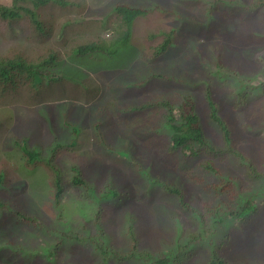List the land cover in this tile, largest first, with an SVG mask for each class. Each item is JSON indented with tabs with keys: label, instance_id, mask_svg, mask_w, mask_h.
<instances>
[{
	"label": "rangeland",
	"instance_id": "rangeland-1",
	"mask_svg": "<svg viewBox=\"0 0 264 264\" xmlns=\"http://www.w3.org/2000/svg\"><path fill=\"white\" fill-rule=\"evenodd\" d=\"M68 1L71 6L65 9L52 8L55 16L58 15L61 19L48 20L46 17L43 22V31H38L36 25L33 24L32 27L24 20L17 23L14 31L4 29L2 35L5 36L0 35V51L17 53L19 49L18 54L21 57L30 59L34 56L32 61L39 63L53 54L46 50L54 48L61 58V51H69L70 46L79 44L81 41L96 40L97 36L109 39L111 31L104 29L109 28L106 23L108 20L113 24L115 15L111 10L115 3H127L132 6H139L143 3L148 9V15L136 19L129 36V44L118 48L115 56L97 55L94 57L96 59L83 58L80 61L74 57L70 60L65 52L64 62L56 61V65L58 63L59 68H69L71 63V67L70 71L63 72L61 69L62 73L57 77L60 78L59 81H61V76H67L60 83L58 81L44 84L38 74L29 85L22 82L28 93L22 90L20 93L12 94L7 86L10 94H1L0 87V172H2L3 180L0 184V242L5 239L6 243H9V237L12 244H18L15 246L18 249L21 247L19 245L24 243L33 250L32 256L28 257L26 253L22 254L11 249L7 251V246L0 245V264H54L56 261H62L61 254L64 251L66 261L62 264H92L93 262L94 264H106L102 261V255H97L103 239L99 234L103 233L104 236L110 237L109 249L126 250L131 244V240L126 236L128 212L135 214L138 219V225L135 226L137 238L141 248L146 250L152 249L153 251L174 246L176 233L172 217H180L184 220L187 231L192 230V214L179 204L177 195L165 191L163 187L164 184L175 187L180 190L183 200L190 205L195 203L193 199L197 193L193 189L194 182L186 170L197 168L198 162L192 157L185 159L178 151L168 150L165 140L164 147L163 136L167 139L164 133L162 136L146 129L151 124L157 125L156 120L151 118L152 115H149L146 109L137 111L131 105L149 95V92H159L158 94L176 101L175 99H180L184 91H192V95L197 96L195 104L200 113L202 112L201 121L206 133L216 142L217 129L209 118L208 103L203 95L204 89L200 84L184 82L186 75L198 76L200 80L202 76L206 79L204 87L206 83L211 87L212 98L220 104L222 115L228 124H234L237 128L232 117H227V104L223 101L224 98L227 101L225 97L227 91L233 89L231 82L228 81L227 85L225 82L219 84V81L214 78V75L226 74L227 70L219 64L223 74H220L219 69L213 72L214 75L208 74L205 70L201 71L196 67V62H193L194 59L190 54H192V43H206L208 46L204 47V54L207 58L211 57L213 60V56L219 54L226 67L236 69L230 72L231 74L234 75L241 71L244 73L246 63L249 61L243 60L245 30L239 26L240 18L224 14V10L218 8L215 18L207 26L197 25L195 22L191 24L189 19L184 20L182 26L178 24L181 20L179 13L185 14L182 15V19H186L189 16L188 10L195 19L204 20L208 1L213 4L214 0ZM220 1L240 8L238 0ZM163 8L166 11H163ZM162 15H166V18ZM63 17L68 19V24L63 22ZM166 19L167 31H171L169 33L159 29L160 26H166ZM247 24L253 31L264 30V16H261L260 23L249 21ZM174 27L178 33L176 32L173 37L171 29ZM25 36H28L27 41ZM223 38L225 40L234 38L236 43L234 42L233 45L229 42L231 47L226 46L220 50L221 53L216 52V49L211 53L209 42L223 43ZM169 40L172 47L168 48L164 55H157L154 59L148 60L139 53L144 48L153 50L154 47ZM39 46L42 51L39 50ZM30 47H34L36 52L31 51ZM250 50L255 49L246 50L247 57L251 58L255 54L256 61L261 63L264 61L257 50ZM196 52L203 53V49L198 46ZM215 63H219L217 59ZM36 71L38 72V69ZM151 72H156L157 75L151 77L146 83L141 82ZM33 86L39 87V90L35 91ZM62 115L82 122L77 124L80 131L75 146L72 149H61L54 159L55 164L61 170L63 168V174L65 173L67 180L73 173V178L82 179L80 175L82 173L94 185L105 187L108 183L122 192H130V186L138 187L143 183L140 170L147 168L162 183L153 185L151 189L141 187L147 191L145 195L141 193L143 191L140 187L136 188L139 197L136 201L131 198V193L130 196L125 193L121 197L117 195V198L120 197V202L126 201L121 205H115L116 202L111 200L106 205L100 222L97 223H91V217L90 222H87L89 220L86 218L93 209L95 217H98L102 203L109 199L108 197L92 201L90 199V203L83 205L82 202L74 200L73 196L65 192L64 201L59 199V203L55 204L54 195L57 184H63L64 190H67L70 181L65 182L59 176L60 182L57 183L56 174L45 162H39L38 165L27 164L24 155L21 151L19 152L13 142L14 139L20 140V137H25L30 146L41 151V156L50 154L52 148L58 143L57 139L68 142L73 137L71 129L62 126ZM51 116L54 118L52 121H50ZM52 129L57 130L59 137L53 135ZM102 132L108 146L107 150L102 149L97 140V136L99 133L102 135ZM234 139L237 140L238 137ZM243 144L246 150L256 158V146L246 141H243ZM135 145L138 147L135 155L137 166L127 161L123 153L125 152L123 148L133 150ZM85 159L84 164L80 163ZM104 168H106V173H102ZM86 190L94 193L93 186L88 185ZM109 195L114 196L115 193ZM84 207L87 209L84 210ZM15 210L34 215L37 219L44 221L49 230L58 225L57 218L62 216L64 222L61 229L64 231L58 232V241L49 244L39 243V238L49 235L47 231L45 235H35L41 233L39 229H33L34 238L28 233L24 240L23 222L14 214ZM68 223L70 225L67 228ZM83 223L86 226L84 229L81 228ZM263 227V219L254 222L243 237L233 239L228 245L221 246L219 254L227 260L228 264H264ZM71 231L73 233H70ZM74 233L79 236H92V241L89 243L91 250L81 246L78 242L67 239V234ZM30 237L32 241L29 240ZM182 241L183 238L177 245ZM45 249L57 251V258L49 260L45 258ZM2 250H5L3 254ZM102 252H108L107 258L112 259L106 247ZM205 252L208 251L202 248L199 253L196 252L198 253L196 256V253H191L190 255L195 257L193 261L192 258L188 261L190 257L188 252H183L178 256L180 260H177V264H184L181 263L182 261H186L185 264H198L204 258ZM21 257H26L30 262H24ZM113 261L107 264H115Z\"/></svg>",
	"mask_w": 264,
	"mask_h": 264
},
{
	"label": "trees",
	"instance_id": "trees-1",
	"mask_svg": "<svg viewBox=\"0 0 264 264\" xmlns=\"http://www.w3.org/2000/svg\"><path fill=\"white\" fill-rule=\"evenodd\" d=\"M238 1V7L240 8L232 7L220 0H214L213 4L208 1V8L205 12L204 20L195 19L190 15V11L188 10L189 16L186 17V19H182V15L185 14L179 13L181 20L178 22V24H181L180 26H182L185 22L184 20L189 19L191 24L195 22L197 25L207 26L215 18L218 8H222L224 14H230L233 17L240 18L241 22L239 23V26L245 30L243 38L245 47L242 49L244 52L243 60L249 61L246 63L247 65L244 68V73L241 71L240 73L236 72L234 75L231 74L230 72L236 71V69L226 67L219 54L214 55L213 60H211V57L207 58L206 54H204V47L208 46L206 43H192V54H190V56H192L191 58L194 59L193 62H196V67L200 68L201 71L205 70L208 74L214 75L213 72L219 69V71H221L220 74H223L224 72H222L221 67L218 66L219 64L227 70V72H225L226 74L219 76L214 75L215 77H213L219 81V84L225 82L227 85L228 81L231 82L233 89L229 92L226 90L227 94L225 97L227 101L225 98L223 101L227 104V117H232L237 128L234 124H228L227 120L222 115L220 104H218L217 101L215 102L212 98L211 87L207 83L206 87H204L206 79L202 78V76L200 80L197 78L198 76L190 75L189 77L186 75L184 82L186 84H200L204 89L203 95L208 103L209 118L216 126L217 132L219 133L216 132V142L212 140V136L210 137V135H207L201 121L202 112L200 113L195 104L197 96L192 95V91L190 90L184 91L181 94V98L175 99L176 101H172V99L164 97L162 94H158L159 92H149V95L139 101H135L131 105L133 106V109L137 111L146 109L148 114L152 115L151 118L156 120L157 125L153 126L150 123L151 126L146 129L152 130L153 134L162 135V133H164V135L167 136L166 139L162 135L164 147L166 144L168 150H172L173 152L178 151L186 158L192 157V159H197V168L186 170L194 182L193 189H195V193H197L193 199V201H196L195 203L190 205L183 200L182 194L177 188L168 186L167 184H164L163 187L165 191L177 195L179 204L192 214V230L190 229L187 231L185 222L184 220H181L180 217H172L174 232L176 233V243L174 246L172 248L169 246L158 248L153 251L152 249L146 250L141 248L137 238L138 234L135 226L138 225V219L135 214L133 215L128 212L126 236L131 240V244L126 250L118 249L117 251L110 252L108 247L111 244V239L109 236L103 235L100 244L103 249L105 247L107 248L112 257V259L109 260L107 258L108 252L98 250L97 255H102V261L104 263L106 262L107 264L109 261L114 260L113 263L115 262V264H177V260H180L178 259V256L183 252H188L190 255L193 252L194 254L196 252L199 253V250L201 251L202 248H205L208 252L204 253V258L200 260L198 264H228L227 260L219 254L221 246L228 245L233 239L235 240L243 237L254 222H257L259 219L264 220V61L262 63L256 61L255 54L251 58L247 57L245 54L246 50L255 49L250 51L257 50L259 56L264 58V30L259 29L260 31H253L251 30L250 25L247 24L249 21L260 23L261 16H264V0ZM70 4L71 3L68 0H0V35H2L4 29L14 31L13 29L16 28L17 23L23 20L26 23L28 22L32 27L33 24L36 25L38 31H43V22L46 17L48 20L56 19L57 21L61 19L58 15L55 16L52 8L58 7L60 9H65V7L71 6ZM140 4L141 5L139 6H132L127 3H115L111 10L115 15L113 24L108 20L106 23L109 28L104 29L106 31H111L109 39L107 40V38L101 36H97L96 40H90L87 38L89 40L86 42L81 41L79 44L70 46L68 49L69 51H61L62 56L60 60L64 62L65 52L70 60L74 57L76 60L80 61L83 58L96 59L94 57H97V55H106L108 57L115 56L118 48L129 44V36L136 19L140 16L148 15V9L144 7L143 3ZM158 8H160V6ZM163 11L166 10L163 8ZM162 16L166 18V15ZM211 16H213V18H211ZM62 20L65 24H68L67 18L63 17ZM246 21L248 22L245 23ZM160 22H162V20ZM223 24L225 25V22H223ZM165 25L166 26H160L159 29L167 31V19ZM171 30H173L171 36L173 35L174 37L176 32L178 33V30L175 27ZM169 31L166 33H169ZM47 34L48 33H46V35ZM3 36L5 35L3 34L2 37ZM25 38L27 41L28 36H25ZM223 39V43H220V41L209 42L211 53L215 49L216 52L221 53L220 50H223L226 46L231 47L230 43L233 45L234 42L236 43V39L234 38ZM171 44L170 40L165 41V43L160 46L158 45L157 47H154L153 50H147L144 48L142 51L140 50L139 53L143 58L151 60L157 55H164L168 48L172 47L170 46ZM255 44H257V46ZM198 46L203 49V53L196 52ZM30 49L31 51L33 50L36 52L34 47H30ZM39 50L42 51L40 46ZM18 51L17 53H11L10 51H4V53L0 51L1 94H10L7 90V86H9L12 94L20 93L22 90L28 93L23 84L29 85L39 73L42 77L41 80L47 77V71L52 70L55 62L54 54L56 57L59 56L54 48H49L46 51H50L53 54L42 59L39 63H34L32 61L34 56L25 60L18 54ZM216 59L219 62L218 64L215 63ZM259 63H261V65ZM69 68L61 67L60 70L70 71ZM36 69H38L39 73ZM156 75V72H151L148 76L144 77L141 82L146 83L151 77H155ZM33 88L35 91L39 90V87L33 86ZM170 101L172 103H170ZM240 105L244 106L240 107ZM63 111L64 116H66L65 110ZM64 116H62L61 120L63 127L68 125V118ZM52 119H54L53 116H51V120ZM52 130L53 135L57 136V130ZM77 132L78 130L74 128V134ZM235 137H238V139L235 140ZM97 140L100 147L107 150L108 146L105 141L99 139V137ZM164 140L166 142L165 144ZM243 141L256 146V158L246 150ZM56 142H58L57 145L53 147L50 154L47 153L46 156H41V151L30 146L25 137H20V140L14 139L13 142V144L18 147L19 152L21 151V154L24 155L27 164L38 165L39 162H45L56 174L57 183L60 182V177L63 178L65 182H68V180L73 181L74 184L72 185L69 183V189L67 190H64L63 184H57L58 187L56 188L57 190L55 193V204L59 203V199H63L64 201L65 198L63 197V194L68 192L70 196H73L74 200L82 202L83 205L90 203L94 199L102 198V196H105L106 198L108 197L109 199L107 200H114L116 202L115 205H119L123 201H119V198L123 193L129 196L131 193V198L136 201V199L139 198L137 194L138 189L136 188L144 187V189H151L153 185H159L162 183L156 176H153L147 168H142L140 170L143 183L138 187L130 186V192H122L108 183L105 188L94 185L89 182L87 177L82 173H80L82 179H78V177L73 178V173L67 180L64 175L65 173L63 174V168L61 170L55 164L54 159L61 149H69L70 147L75 146V140L72 139L69 142H65L57 139ZM237 142L240 145H238ZM135 146L133 150L123 148L125 149V152L123 153L124 158L127 161L137 166V158L135 155L136 152H138V147L137 145ZM173 166L178 167L176 165ZM102 173H106V168H104V172ZM88 185L94 187V193H90L86 190ZM141 190L143 191L141 193L145 195L147 191H144L142 188ZM110 193H115V195L110 196ZM117 195L120 197L117 198ZM106 205V202L102 203V209L98 217H95V210L93 209L89 217L86 219L90 221L91 217V223L100 222L101 215L104 212ZM85 207L84 210L87 209ZM15 214L23 222L24 229L22 232L25 234V236H23L24 240L28 236V233L34 238L35 233L33 232V229H39L41 230V233L35 235H45V231L49 234L46 237L39 238V243L49 244L58 241V232L64 231L61 229L64 222L62 216H58L57 218L59 220L57 223L58 225L53 226L52 230H49L48 227H46V223L36 219L34 215H27L21 211H16ZM69 225L70 223H68L67 228ZM81 226L82 229L86 227L85 223ZM97 232L98 230L96 233ZM70 233L73 232L71 231ZM182 238L184 242L182 241V243L177 245ZM67 239L77 240L81 246L91 250L89 243L92 240V236L90 235L79 236L77 233L72 235L67 234ZM29 240L32 241V238L30 237ZM8 241L9 243H6V240L3 239L0 242V245L7 246V251L8 249H11L22 254L26 253V256L28 257L32 256L33 250L29 249L24 243L20 244L19 246L21 247L18 246V249L15 247L18 244H12L9 237ZM3 252H5V250H2V254ZM44 252H46L47 259H51V256L55 255L54 251L51 249H45ZM198 253H196L195 256ZM21 258L24 262H30L26 257ZM191 258L193 261L195 257L190 255L188 261H190ZM181 263L185 264L187 262L182 261ZM92 264H94V262Z\"/></svg>",
	"mask_w": 264,
	"mask_h": 264
},
{
	"label": "clouds",
	"instance_id": "clouds-1",
	"mask_svg": "<svg viewBox=\"0 0 264 264\" xmlns=\"http://www.w3.org/2000/svg\"><path fill=\"white\" fill-rule=\"evenodd\" d=\"M23 58V57H22ZM23 59H25V58H23ZM26 60V59H25ZM54 60H55V62H54V65H53V67H52V70L51 71H47L48 72V75H47V77H45L43 80H42V82H44V83H47V84H51V83H54V82H58L59 80H60V78H57L58 76H59V74L60 73H62L61 72V70H60V68L59 67H57L58 66V63H57V65H56V61H59L60 60V58H59V56L58 57H55L54 58ZM64 72V71H63ZM40 74V73H39ZM67 75H63V76H61V81H64L65 79V77H66ZM40 78H42L41 77V74H40ZM61 81H59V83L61 82ZM45 99H47V98H45ZM72 100V99H71ZM74 100V99H73ZM63 116V115H62ZM50 121H52L51 120V117H50ZM80 123H82L80 120H75V119H69V117H68V125H70V126H68L67 125V127H69L70 129H71V131H72V133H73V137L70 139V140H72V139H74L75 140V142H76V140H77V136L79 135V131H80V129H78V125L77 124H80ZM92 126H93V122H92ZM74 128H76L77 130H78V132L76 133V134H74ZM93 128H94V126H93ZM95 130V129H94ZM102 130H103V128H102ZM76 132V131H75ZM97 137H99V139H103V141H105V137H104V133L102 132V135H100V133H99V136H97ZM103 137V138H102ZM69 140V141H70ZM68 141V142H69ZM73 147H70V149H72ZM184 157V156H183ZM185 159H190V157L189 158H186V157H184ZM86 162V159L84 160V162H80V163H85ZM1 173L2 172H0V184L1 183H3V180H2V177H1ZM70 181V183L73 185L74 183H73V181L72 180H69ZM103 188H105V187H103ZM0 192H1V190H0ZM102 194H104V193H102ZM102 194H100V195H102ZM54 197H55V195H54ZM102 198H106L105 196H102ZM111 200H107V201H104V202H106L107 204H109V202H110ZM126 200H123L119 205H121V204H123L124 202H125ZM16 211H19V210H15V212ZM15 214V213H14ZM37 219V218H36ZM87 222H90V221H87ZM101 231V230H100ZM97 234H98V232H97ZM99 235H101L102 237H103V233L102 234H99ZM70 240V239H69ZM71 241H73V242H78L77 240H71ZM92 241V240H91ZM101 243V242H100ZM98 250H103V248H102V246H101V244H100V247H99V249ZM110 252H114V250H111L110 249ZM45 253V258H47L46 257V252H44ZM54 253H55V255H53V256H51V259H56L57 258V255H58V253H57V251H54ZM65 253V251L64 252H62V257H61V260L62 261H56L55 262V264H62V262H65L66 260H65V257H64V254ZM66 256V255H65ZM49 260V259H48Z\"/></svg>",
	"mask_w": 264,
	"mask_h": 264
}]
</instances>
